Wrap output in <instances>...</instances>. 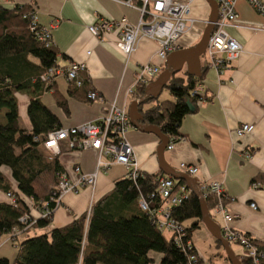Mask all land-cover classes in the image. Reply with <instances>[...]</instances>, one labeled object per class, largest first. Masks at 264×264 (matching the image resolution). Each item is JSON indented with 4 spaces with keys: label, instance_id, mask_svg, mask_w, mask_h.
<instances>
[{
    "label": "crops",
    "instance_id": "crops-1",
    "mask_svg": "<svg viewBox=\"0 0 264 264\" xmlns=\"http://www.w3.org/2000/svg\"><path fill=\"white\" fill-rule=\"evenodd\" d=\"M123 1L137 6L140 0H0V5L5 8H12L14 5L33 7L39 24L50 28L55 64L63 67L70 62L85 63V77L102 98V101H77L66 94L64 78L56 77L57 87L67 98L68 114L64 115L53 104L50 92L43 94L41 99L44 102L49 97L50 102L45 105L58 117L61 127L95 120L113 100L119 106H124L127 112L131 102L127 89L133 86L138 67L145 63H160L155 56L158 44L150 38H139L134 51L126 60L115 46L116 30L109 32L103 40H98L88 31L87 26L99 19L126 18L129 22L136 23L138 10L124 5ZM235 11L241 21L264 25V16L253 11L245 0L236 2ZM208 14L209 6L205 0H191L188 17L196 22L178 38L176 50L190 48L199 41L202 34L200 24H205ZM226 32L241 46V54L220 74L206 66L204 53L203 61L199 57L201 78L197 83H201L204 88L203 100H196L193 110L181 119L178 139L170 149L166 146L163 151L164 163L160 164L156 155L160 141L155 135L131 126L127 138L142 174L163 175L160 166L164 169L171 168L175 173L186 174L180 168V164L184 163L196 168L195 174L188 175L195 179L196 184L201 181L220 182L228 197L223 203L233 216L229 226L254 240H262L264 190L255 189L251 185L255 182L262 184L258 178L264 175V31H255L245 26H228ZM14 98L22 126L30 129L26 106L31 94L28 91H17ZM241 124H251V133L236 135L235 130ZM167 138L169 145L171 137ZM61 146L58 161L64 170L75 166L83 172L94 169V151L71 152L66 149L65 142ZM247 152L250 153L248 158ZM123 177L125 168L121 165L114 164L105 173L99 172L93 188L83 187L76 192L64 194L49 225L39 233L32 229L29 235L63 227L87 214L95 202L112 190L114 182ZM2 201L8 200L0 192V202ZM250 203H254L256 208L251 209ZM211 210L210 218L220 228L223 224L221 216L213 214ZM189 223L190 221L186 222ZM203 226L199 223L190 234L195 251L208 264H228L227 259L220 257L221 244L217 246L215 238ZM169 236L170 233L168 238ZM17 239L20 240V237ZM18 240L2 235L0 257L11 260L16 253ZM149 257V264H159L161 254L151 252Z\"/></svg>",
    "mask_w": 264,
    "mask_h": 264
},
{
    "label": "trees",
    "instance_id": "trees-1",
    "mask_svg": "<svg viewBox=\"0 0 264 264\" xmlns=\"http://www.w3.org/2000/svg\"><path fill=\"white\" fill-rule=\"evenodd\" d=\"M32 10L33 7L27 5L12 8L0 5V192L14 199L13 204L0 202V237L8 235L13 240L20 237L14 257L11 260L0 257V264H149L151 252L161 254L159 264H186L190 252L180 249L170 236L165 238L163 232L166 231L153 225L149 215L138 207L139 195L149 202V206H157L156 199H150V194L156 190V180L165 177L159 173H141L135 183L126 177L118 179L112 190L92 205L89 213L63 227L29 235L32 229L49 225L57 209L50 201V194L57 184V174L64 170L58 161L62 142L60 153L51 162H47L37 149L49 133L61 128L58 117L41 96L50 92L53 104L64 115L68 114L67 98L55 81L58 76L44 82L39 79L55 63V52L53 46L45 48L29 30ZM164 69L162 64L160 72ZM179 73L170 75L163 87L172 100L158 101V97H146L138 105L141 123L157 126L163 134L171 137L170 143L178 139L181 119L189 113L186 102L194 106L199 100L191 93L201 74L192 76L185 69ZM78 79L81 81L79 86L75 81L64 79L66 94L80 102H91L87 95L94 90L88 79L83 73ZM145 85L134 87L130 101L144 95ZM22 90L31 94L26 106L30 129L19 123L14 94ZM258 179L264 183V175ZM173 182L175 188L185 185L182 179ZM30 200L37 210L47 203L50 215L11 235L13 227H23L18 219L30 213ZM203 203L209 214L216 199L209 195ZM200 205L199 198L191 191L178 206L171 208L170 217L184 229L185 239L190 240L191 231L199 223L203 226ZM187 221L190 223L186 224ZM247 237L261 251L259 261L264 264V239ZM214 241L219 246V240ZM194 252L197 254L195 249ZM240 264L250 262L241 258Z\"/></svg>",
    "mask_w": 264,
    "mask_h": 264
},
{
    "label": "built area",
    "instance_id": "built-area-1",
    "mask_svg": "<svg viewBox=\"0 0 264 264\" xmlns=\"http://www.w3.org/2000/svg\"><path fill=\"white\" fill-rule=\"evenodd\" d=\"M215 1L217 18L207 38L204 54L206 66L220 74L228 68L231 61L240 56L242 51L241 46L226 32V27L241 28L245 26L255 31H264V25L241 21L235 11V4L238 0ZM245 1L253 11L264 16V0ZM123 4L138 10L139 17L136 23H131L126 18L119 20L99 19L88 25L87 29L98 40H103L109 32L116 30L115 46L126 60L134 51L139 38L147 37L157 42L158 47L155 56L160 63L157 65L145 63L138 67L134 75L133 86L127 89V93L130 95L136 85L147 84L159 74L166 56L177 49L176 41L178 38L188 31L196 21L188 17L191 0H140L137 6L129 1H123ZM29 18V30L37 36L45 48L52 47L50 28L39 24L35 10L30 12ZM85 72L86 66L82 62H70L63 67L54 63L39 76V79L44 82L54 76H62L67 81H75V84L79 86L81 81L78 76ZM191 95L203 100L204 88L201 83H197ZM87 98L91 101H102V98L95 91L90 92ZM130 127L131 124L125 107L119 106L113 100L108 103L104 112L95 120L76 126L61 127L47 135L37 149L48 162H51L60 153L61 142H65L67 149L71 152L92 150L97 154L96 164L91 172H83L75 166L57 174V184L50 194V201L53 202L54 208L61 205V198L64 194L76 192L83 187H94L97 173L100 170L107 171L114 164L123 166L125 177L133 183L136 182L141 173L133 148L127 138ZM252 129L251 124H241L236 128L235 133L241 136L251 133ZM172 143L167 145L168 149L172 147ZM249 155L250 153L247 152L246 157L248 158ZM180 168L187 175L196 173V168L191 165L181 163ZM156 181V190L150 194V199H156L157 206H149V202L142 195H139L138 207L149 215L153 225L159 230L170 233L173 243L180 249L190 252L186 264H208L194 252L191 241L185 239L184 229L170 217L171 208L178 206L187 198L191 192L190 188L186 184L175 188L170 176L160 177ZM251 186L255 189L264 190V183L255 182ZM197 189L203 199L209 195L216 199V204L211 212L221 216L223 224L220 227V233L222 238L228 243H234L241 247L242 253L239 260L245 258L250 264H260L261 251L252 244L244 233L229 226L233 216L228 213L223 203V200H227L228 197L225 196L221 183L218 181H201L197 184ZM5 196L9 203H14L12 196L9 194ZM28 203L32 205L30 213L24 214L18 219L23 227H13L10 232L11 235L19 233L26 226L35 224L38 219L45 218L51 213L47 203L42 204L41 210L34 208L31 200ZM249 207L251 209L256 208L254 203H250Z\"/></svg>",
    "mask_w": 264,
    "mask_h": 264
},
{
    "label": "water",
    "instance_id": "water-1",
    "mask_svg": "<svg viewBox=\"0 0 264 264\" xmlns=\"http://www.w3.org/2000/svg\"><path fill=\"white\" fill-rule=\"evenodd\" d=\"M205 2L209 6V14L205 22V26L202 30V34L199 41L190 48L178 49L169 53L164 61L165 69L162 72H160L154 80L148 82L145 85L144 95L139 99L132 100L127 108L130 124L133 128H137L141 132L151 133L159 139L160 145L157 148L156 155L160 164L164 163L163 151L165 150L168 144V138L165 134H163L159 130L157 126H153V125L145 126L143 123H141L142 116L138 112V105L143 103L146 97H150L151 99L157 98L161 93L163 87L165 86L170 75L181 72L184 66H185V71L192 76L197 77L201 74L199 57L201 54L204 53L207 38L217 18L216 1L205 0ZM186 105L188 106L189 111L193 110V106H191L189 102H186ZM160 169L163 175L170 176L174 180L182 179L185 182V184L190 188V190L196 194V196L199 198L201 202L200 210H201L202 224L213 238L219 240L221 246L225 251L227 260L230 262V264H240V260L231 250L228 242L222 238L219 226L210 218L208 214V210L205 204L203 203V198L201 197L197 189V184L195 179L186 174L175 173L171 168L164 169L162 166H160Z\"/></svg>",
    "mask_w": 264,
    "mask_h": 264
},
{
    "label": "rangeland",
    "instance_id": "rangeland-1",
    "mask_svg": "<svg viewBox=\"0 0 264 264\" xmlns=\"http://www.w3.org/2000/svg\"><path fill=\"white\" fill-rule=\"evenodd\" d=\"M246 2V1H245ZM196 25V24H195ZM204 26H205V24H200V27H201V30H203V28H204ZM203 58H204V54H201L200 55V59H201V61H203ZM185 69V67L183 68V70ZM179 74H181V73H179ZM178 74V75H179ZM163 100H172V97L170 96V94H169V92H168V90L166 89V88H163L162 89V91H161V93L159 94V96H158V101H163ZM44 102H45V104H49V102H50V99H49V97L47 98H45L44 99ZM151 105H152V103H151ZM19 123H20V125L22 126V123H21V119H19ZM46 161H47V159L46 158H44ZM96 160H97V154H96V159H95V162H94V165L96 164ZM48 162V161H47ZM99 172H103V173H105L106 171H102V170H100ZM98 172V173H99ZM97 173V174H98ZM96 182V181H95ZM91 188H93V187H91ZM214 219V218H213ZM204 227V226H203ZM205 228V227H204ZM42 228H37V229H35L36 230V232L35 233H39L40 232V230H41ZM163 236L165 237V238H168V233L167 232H163ZM230 248H231V250L232 251H234V253L236 254V255H238V254H240L241 255V253H240V251H241V247L239 246V245H237V244H234V243H230ZM204 248H208V246H204ZM239 255V256H240ZM215 256H213V258H214ZM220 257H222L223 259H227V257H226V254H225V251H224V249H223V247L221 246V252H220ZM227 263L228 264H230L229 263V261L227 260Z\"/></svg>",
    "mask_w": 264,
    "mask_h": 264
},
{
    "label": "clouds",
    "instance_id": "clouds-1",
    "mask_svg": "<svg viewBox=\"0 0 264 264\" xmlns=\"http://www.w3.org/2000/svg\"><path fill=\"white\" fill-rule=\"evenodd\" d=\"M164 64V63H163ZM156 78V77H155ZM164 176H167V175H164ZM174 180V179H173ZM237 258L239 259V256H237Z\"/></svg>",
    "mask_w": 264,
    "mask_h": 264
},
{
    "label": "flooded vegetation",
    "instance_id": "flooded-vegetation-1",
    "mask_svg": "<svg viewBox=\"0 0 264 264\" xmlns=\"http://www.w3.org/2000/svg\"><path fill=\"white\" fill-rule=\"evenodd\" d=\"M129 121H130V119H129Z\"/></svg>",
    "mask_w": 264,
    "mask_h": 264
}]
</instances>
